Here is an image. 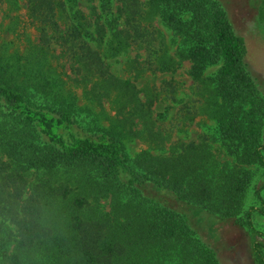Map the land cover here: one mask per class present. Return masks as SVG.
<instances>
[{"label":"trees","instance_id":"1","mask_svg":"<svg viewBox=\"0 0 264 264\" xmlns=\"http://www.w3.org/2000/svg\"><path fill=\"white\" fill-rule=\"evenodd\" d=\"M76 3L26 0L39 42L30 56L0 44V264H222L190 214L204 209L259 232L254 208L243 213L251 166L264 167V99L246 68L245 37L218 0H101L106 20ZM150 8L179 36L174 52ZM258 15L264 22V0ZM130 50L125 66L136 78L188 60L189 98L173 80L138 87L114 74L109 57ZM66 63L71 73L59 72ZM75 87L98 102L122 92L118 125L160 151L129 156L118 129L81 125ZM168 97L180 100L177 122L154 112ZM202 114L216 132L172 140ZM251 249L264 264V244Z\"/></svg>","mask_w":264,"mask_h":264},{"label":"rangeland","instance_id":"2","mask_svg":"<svg viewBox=\"0 0 264 264\" xmlns=\"http://www.w3.org/2000/svg\"><path fill=\"white\" fill-rule=\"evenodd\" d=\"M218 1L227 11L235 31L246 39L248 45V53L245 58L246 68L256 83L258 95L264 99V22H261L258 15L260 0ZM76 5L92 15L93 18L98 13L103 20L111 17L108 12L103 11L101 0H77ZM151 8L153 22L165 32L170 51L174 52L180 42L179 36L169 27L160 11H154ZM39 35L37 22L29 13L26 0H0V44L8 41L9 44L6 47H8L9 53L17 52L30 56V48L39 42ZM59 51L58 46L57 49L53 50L55 54H58ZM136 52V50H130L127 54L110 56L108 59L110 70L122 78H130L135 81L138 87L159 86L165 81L173 80L177 84V95L182 99L184 98L183 100L189 98L194 81L188 73L190 65L188 60L183 61L182 66L175 71L147 72L136 78L131 71H127L125 66L127 57L134 56ZM52 58L56 64V58ZM66 64L63 69L62 67L58 69L59 72L65 70L67 73H71L68 63ZM219 66V61L211 64L206 68L205 75L213 77ZM64 78L66 77L64 76ZM75 89L79 94L77 106L81 110L78 117L81 125L92 130H97L98 127H106L114 132L118 129L117 134L126 142L129 156H133L142 149L160 151L153 147L147 139L131 134L125 125L123 127L118 125L122 118L120 111L124 105L122 92L113 90L108 97H104L101 102H98L89 94L83 93L81 87H75ZM166 93L164 92V94ZM179 104L180 100L168 97L156 101L153 109L155 113H162L165 120L177 122L176 113ZM127 109L125 108L124 111ZM214 132H216L215 119L202 114L198 115L192 123L182 125L180 130L176 128L172 134V140H190L203 133L213 134ZM262 139L264 140V127ZM213 145L220 147V141H214ZM168 146L169 143L166 147ZM222 149L225 151V147L221 148V151ZM251 168L253 180L245 194L243 213L251 207L254 208L253 220L259 232H254L245 225L218 218L204 209L195 210V214H190L191 222L198 231L200 238H203L216 249L222 264H257L252 254V242L259 240L264 244V201L260 200L256 193L258 187L264 183V167L255 165ZM262 195L264 197V189Z\"/></svg>","mask_w":264,"mask_h":264}]
</instances>
